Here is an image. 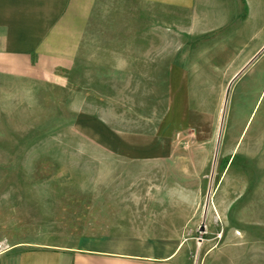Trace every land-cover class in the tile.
<instances>
[{
	"label": "rangeland",
	"instance_id": "rangeland-1",
	"mask_svg": "<svg viewBox=\"0 0 264 264\" xmlns=\"http://www.w3.org/2000/svg\"><path fill=\"white\" fill-rule=\"evenodd\" d=\"M9 72L0 263L148 238L183 264H264V0H96L68 69Z\"/></svg>",
	"mask_w": 264,
	"mask_h": 264
},
{
	"label": "crops",
	"instance_id": "crops-1",
	"mask_svg": "<svg viewBox=\"0 0 264 264\" xmlns=\"http://www.w3.org/2000/svg\"><path fill=\"white\" fill-rule=\"evenodd\" d=\"M132 1L182 10L190 9L194 3V0ZM95 2L0 0V66L5 67L6 72L11 71L9 73L29 69L36 74L68 69ZM180 72L178 67V74ZM225 73L235 74L229 69ZM259 139L264 143V116ZM165 152L166 148L153 146L138 147L129 153L155 160ZM176 250L177 247L148 238L85 243L78 248L10 246L4 250L0 264H183L176 258Z\"/></svg>",
	"mask_w": 264,
	"mask_h": 264
}]
</instances>
